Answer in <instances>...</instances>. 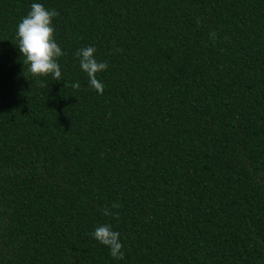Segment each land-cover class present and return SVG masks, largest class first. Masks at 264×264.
I'll return each mask as SVG.
<instances>
[{"label":"trees","instance_id":"obj_1","mask_svg":"<svg viewBox=\"0 0 264 264\" xmlns=\"http://www.w3.org/2000/svg\"><path fill=\"white\" fill-rule=\"evenodd\" d=\"M33 3L60 80L17 47ZM0 264H264V0H0Z\"/></svg>","mask_w":264,"mask_h":264},{"label":"clouds","instance_id":"obj_2","mask_svg":"<svg viewBox=\"0 0 264 264\" xmlns=\"http://www.w3.org/2000/svg\"><path fill=\"white\" fill-rule=\"evenodd\" d=\"M59 13L52 9H46L40 3H33L26 16L21 18L17 25L16 39L18 48L23 59V64L28 65V72L34 78L52 76L54 80L61 79V68L58 63L60 57L65 53L55 39V28L53 20ZM199 20L197 25L199 26ZM211 38L216 37L215 32H211ZM96 49L88 46L79 49L75 55L79 60L81 70L87 75L90 86L99 94H103L104 85L97 79V74L105 71L107 62H98L95 58ZM40 87H45L43 83ZM68 86V85H64ZM74 89H79L78 82L70 85ZM120 207L119 203L113 202L111 208L105 206L104 216H115L119 219V213L113 212ZM92 237L101 245L107 247L110 255L119 260L124 259L123 244L120 242V233L114 231L111 224H102L91 233Z\"/></svg>","mask_w":264,"mask_h":264}]
</instances>
